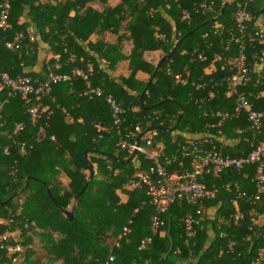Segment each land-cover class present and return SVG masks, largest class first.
Masks as SVG:
<instances>
[{"label":"trees","instance_id":"obj_1","mask_svg":"<svg viewBox=\"0 0 264 264\" xmlns=\"http://www.w3.org/2000/svg\"><path fill=\"white\" fill-rule=\"evenodd\" d=\"M98 2L106 5L103 12L93 7ZM203 2L121 0L112 8L108 0H64L48 6L40 0H12L11 28L0 34V73L12 80L45 81L49 76L46 66H54L57 60L45 61L41 72L36 71L40 49L37 37L32 38L39 34L51 53L59 55L61 69L53 73L81 70L92 88L114 96L126 110L123 128L129 144L143 135L140 146L144 147L150 139V151L163 153L168 174L191 169V160L180 153L189 139H207V148L215 146L232 157L242 151L250 153L264 143V128L251 140L253 131L245 115L218 126L219 115L234 110V98L224 84L212 91L198 90L196 84L209 81L205 70L216 57L232 59L238 54L239 45L233 38L238 36L235 15L239 6L246 7L252 17L247 23L249 61L262 56L264 13L258 12L264 0H218L211 13H197ZM185 13L191 17L189 22L183 21ZM26 17L29 21L23 22ZM97 31L115 35L116 43L91 42ZM125 41L133 45L128 57L122 54ZM8 42L20 45L21 50L9 51ZM154 51L163 53L164 61L157 66L144 58ZM94 54L113 67L128 60L130 76L113 80ZM199 55L206 60H199ZM215 66V79L230 75L222 71V63ZM169 69L174 75L181 74L188 85L176 83ZM139 72L152 81H139ZM10 91L0 88V103L8 100L0 114V236L8 233L21 252L0 251V264H11L14 259L18 264H106L111 254L116 256L113 264H252L264 250V223L250 231L248 213L253 207L238 198L236 189L255 193L251 182L255 166H248L242 174L227 171L208 177L207 187L218 191L217 200L207 203V221L194 229L191 238L186 237L183 218L194 208L178 203L163 215L164 225L153 235L150 217L154 209L146 190L126 192L130 179L147 173L153 161L137 151L132 161L122 163L133 151L118 146L105 99L87 94V82L74 77L70 83L52 85L46 97L32 98L30 108L46 109L41 119L33 121L21 96L9 97ZM239 92L256 110H263L264 68L260 74H251ZM181 106L183 119L178 123ZM17 125H23L19 133ZM7 148L10 155L5 154ZM89 164L94 167L92 180ZM62 176L68 180L66 186L59 180ZM118 192L128 195L126 203ZM235 205L245 219L226 226L224 221L237 211ZM257 210L264 212V207ZM64 211H71L73 220ZM125 227L130 233L121 238L117 249L115 243ZM147 238L151 243L143 245ZM231 242L235 243L232 249Z\"/></svg>","mask_w":264,"mask_h":264},{"label":"built area","instance_id":"obj_2","mask_svg":"<svg viewBox=\"0 0 264 264\" xmlns=\"http://www.w3.org/2000/svg\"><path fill=\"white\" fill-rule=\"evenodd\" d=\"M218 0H204L199 6L197 13L208 14L211 13ZM253 0H250L252 2ZM235 3V2H234ZM12 0H0V34L3 31L9 30L11 25L9 23L10 11ZM236 15L235 21L238 28V36L233 38L239 45L238 54L232 59H223L216 57L211 67L205 70V76L211 77L209 81H200L196 84L198 90H215L217 87L223 84L228 88L229 97L234 98V110L231 113L220 114L221 122L218 126H221L222 122L239 120L243 115L246 116L248 123L251 125L253 131V139L261 135L264 128V109L256 110L255 106L249 101L248 97L239 92L240 87L244 85L249 76L253 73L260 74L264 68V53L262 56H252L249 61L247 55L246 43L248 28L247 23L251 21L252 17L246 12V7L241 8ZM191 17L188 13L183 16V21L189 22ZM34 38H32V41ZM6 48L11 52H19L21 50L20 45H15L8 42ZM199 60L205 61L206 58L199 55ZM59 58L57 64L54 66H46L49 76L45 81L40 79H34L32 77H25L18 80H12L6 73H0L1 84L0 88L7 87L11 91L9 97L20 95L24 101V105L27 108V113L33 121L41 119L46 109L39 110L37 108H30L29 105L33 97L44 98L51 89L52 85L71 82L74 77H81L87 82V94L97 98H104L107 106L110 109L111 118L113 120V126L116 129L117 136L119 137L118 146L122 149L136 150L146 154L152 161L153 166L147 173H137L129 181L127 188L130 191H143L146 190L150 197V203L154 209V213L150 217L151 231L153 235H157L160 229L164 225L163 215H165L169 208L174 204L188 205L193 207L194 210H190L183 218V224L185 227V233L187 238H191L194 229L202 227L207 221L208 211L207 203L217 200L218 191L209 189L206 181L209 176H219L227 171H233L237 174H242L248 166H255L256 170L251 179V182L255 186V193L248 194L242 192L237 187L238 198L242 199L246 203L250 204L253 208L249 211L248 217L251 219L252 227L250 231L262 222L264 223V212L257 210V207L261 209L264 207V143L253 148V141L250 142L252 151L250 153L240 152L239 156L232 157L224 155L222 150H217L216 147L207 148L209 143L207 139L204 141L198 138L189 139L186 144L181 146L180 153L182 158L191 160V169L185 170L183 174H168L162 158L163 153L160 151H150L152 147V141L148 139L144 147H137L129 144L127 138L129 136L125 134L123 125L125 123L126 110L118 103V101L112 95H105L104 91L100 88H92L87 81V76L81 70H73L70 74H54L53 70H60ZM222 63V71L228 72V77L221 80L215 79L213 76L217 69L215 64ZM92 68H90L91 70ZM168 75L173 76L176 83L182 86L188 85V80H185L181 74L174 75L172 71L168 70ZM8 102L6 100L0 103V114L3 106ZM214 128V127H212ZM23 130V125H17L16 133ZM99 130H102L99 128ZM136 132H140V128H135ZM240 134H244V131H240ZM6 155H10V150H5ZM166 159V164H171V160ZM175 161V160H174ZM246 176H248L246 174ZM237 206V205H235ZM245 219V214L242 213L238 206L234 215H230L229 219L224 221V225L231 226L233 222L239 224ZM132 224V221H130ZM130 233L129 227L123 229V234L119 240L115 243V248L121 247L120 240L123 236ZM151 243V238H147L143 241V245ZM235 245L231 242V249ZM9 250L12 252H21L18 246L13 245L12 237L6 233L0 236V251ZM116 261V256L111 254L106 264H113ZM11 264H18V259H14ZM252 264H264V250L259 257L252 262Z\"/></svg>","mask_w":264,"mask_h":264},{"label":"crops","instance_id":"obj_3","mask_svg":"<svg viewBox=\"0 0 264 264\" xmlns=\"http://www.w3.org/2000/svg\"><path fill=\"white\" fill-rule=\"evenodd\" d=\"M59 1H64V0H40V3L43 5H50V4H56ZM121 3V0H108V6L115 8L116 6H118ZM93 7L95 9H97L99 12H103L105 10L106 5H104L103 3H96L93 5ZM28 12H26L27 14ZM72 15V14H71ZM29 21L28 17H26L24 21ZM33 31V30H31ZM35 35V34H34ZM35 37H37V43H38V47L40 49L39 52V64L37 65L36 71L37 72H41V67L42 64L45 61L51 60V59H58L59 55H53L50 51V45L47 43V41L43 40V38L41 37V35L37 34L35 35L33 38L36 39ZM116 36L109 33V32H100L97 31L96 33H94L90 39L91 42L96 43V42H104V43H109V44H115L116 43ZM123 51L122 54L125 57H128L131 54V50L133 48L132 42L130 41H125L123 43ZM163 56V53L160 51H154V52H147L145 53V61L157 66L158 63L161 61ZM94 57L97 58V61L100 65V67L115 81H119L121 78H128L130 76V71H129V61L128 60H123L121 62H119L117 65L110 66L109 62H106L104 60L99 59V56L97 54H94ZM90 68H92V64H90ZM139 81L142 82H147L150 79V76L146 73L143 72H139L137 74L136 77ZM151 80V79H150ZM61 182L64 183V185L66 186L68 184V180L65 176H62L59 179Z\"/></svg>","mask_w":264,"mask_h":264},{"label":"water","instance_id":"obj_4","mask_svg":"<svg viewBox=\"0 0 264 264\" xmlns=\"http://www.w3.org/2000/svg\"><path fill=\"white\" fill-rule=\"evenodd\" d=\"M234 5H237V4L234 3ZM223 11H224V10H223ZM263 13H264V8H263L261 11L258 12V14H260V15L263 14ZM161 61H164V59H162ZM151 81H152V79H151ZM149 84H150V82H149ZM167 101H171V100H166L165 102H167ZM165 102H162V103H160V104H158V105H161V104H163V103H165ZM155 107H156V106H155ZM183 113H184V109H183V107L181 106V111H180L179 116H178V123H180V122L182 121V119H183ZM142 137H143V135H141V136H139V137L137 138V140H136V145H137V147L140 146V140H141ZM135 155H136V150H134V151L132 152L131 156H130L126 161H122V163H129L130 161H132V160L135 158ZM85 156H87V153H85ZM109 157H111V158H113V159H117L116 156H109ZM89 172H90V180H92L93 177H94V167H93L92 164H89ZM76 201H77V199L74 200L73 205L76 204ZM64 215H65L67 218H69V220H73V213H72L71 211H64Z\"/></svg>","mask_w":264,"mask_h":264},{"label":"rangeland","instance_id":"obj_5","mask_svg":"<svg viewBox=\"0 0 264 264\" xmlns=\"http://www.w3.org/2000/svg\"><path fill=\"white\" fill-rule=\"evenodd\" d=\"M40 136H44L43 131H41ZM126 192H130V190L127 189ZM118 195H119V197H120V199H121V201H122L123 203H126V202H127V200H128V195H126L125 193H122V192H118Z\"/></svg>","mask_w":264,"mask_h":264}]
</instances>
